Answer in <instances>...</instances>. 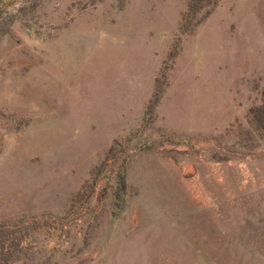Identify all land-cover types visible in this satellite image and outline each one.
<instances>
[{"label": "rangeland", "instance_id": "rangeland-1", "mask_svg": "<svg viewBox=\"0 0 264 264\" xmlns=\"http://www.w3.org/2000/svg\"><path fill=\"white\" fill-rule=\"evenodd\" d=\"M186 4L0 0V264H264V0Z\"/></svg>", "mask_w": 264, "mask_h": 264}, {"label": "trees", "instance_id": "trees-1", "mask_svg": "<svg viewBox=\"0 0 264 264\" xmlns=\"http://www.w3.org/2000/svg\"><path fill=\"white\" fill-rule=\"evenodd\" d=\"M123 1V0H120ZM186 10L181 16V32L192 33L216 8L220 0H186ZM247 124L254 125L257 129H264V103L250 109ZM121 187L125 188L124 175H120Z\"/></svg>", "mask_w": 264, "mask_h": 264}, {"label": "water", "instance_id": "water-1", "mask_svg": "<svg viewBox=\"0 0 264 264\" xmlns=\"http://www.w3.org/2000/svg\"><path fill=\"white\" fill-rule=\"evenodd\" d=\"M186 172H187L188 174H191V173L193 172V169H192V167H191V166H189V167L187 168Z\"/></svg>", "mask_w": 264, "mask_h": 264}]
</instances>
